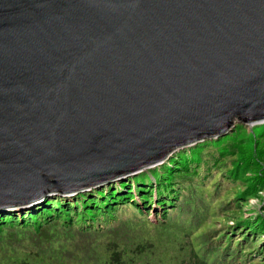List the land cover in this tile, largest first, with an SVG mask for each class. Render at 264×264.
Listing matches in <instances>:
<instances>
[{
  "label": "water",
  "instance_id": "95a60500",
  "mask_svg": "<svg viewBox=\"0 0 264 264\" xmlns=\"http://www.w3.org/2000/svg\"><path fill=\"white\" fill-rule=\"evenodd\" d=\"M263 123L264 0H0V209Z\"/></svg>",
  "mask_w": 264,
  "mask_h": 264
},
{
  "label": "trees",
  "instance_id": "16d2710c",
  "mask_svg": "<svg viewBox=\"0 0 264 264\" xmlns=\"http://www.w3.org/2000/svg\"><path fill=\"white\" fill-rule=\"evenodd\" d=\"M0 264H264V123L124 182L0 209Z\"/></svg>",
  "mask_w": 264,
  "mask_h": 264
},
{
  "label": "rangeland",
  "instance_id": "374dc122",
  "mask_svg": "<svg viewBox=\"0 0 264 264\" xmlns=\"http://www.w3.org/2000/svg\"><path fill=\"white\" fill-rule=\"evenodd\" d=\"M247 128L250 130L252 127H247ZM258 202H259V201L256 200V199H251V200H249V202H248L247 204L250 205L251 212H252V211H253L254 213H255V212H258V210H259ZM141 206H142V204H141ZM247 210H248V209L245 208V213H249ZM148 217H149V219H152L153 221H155L156 217H158V216H157V212L154 211L152 208H150V210H148Z\"/></svg>",
  "mask_w": 264,
  "mask_h": 264
}]
</instances>
